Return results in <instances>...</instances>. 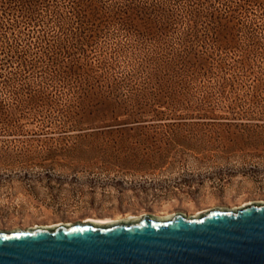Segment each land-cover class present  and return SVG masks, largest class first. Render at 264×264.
Here are the masks:
<instances>
[{
	"label": "rangeland",
	"instance_id": "374dc122",
	"mask_svg": "<svg viewBox=\"0 0 264 264\" xmlns=\"http://www.w3.org/2000/svg\"><path fill=\"white\" fill-rule=\"evenodd\" d=\"M200 1L205 11L241 2ZM172 2L165 0L164 6L179 12L184 2ZM248 10L254 24H264V0ZM251 25L234 30L235 53L247 55L245 64L232 63L231 49L220 66L210 63L205 74L187 78L185 85L175 81L163 106L146 105L138 121L121 113L117 122L106 119L73 130L22 119L19 131H0V229L145 212L193 213L264 199V54L245 53L252 46ZM255 41L264 48V25L255 29ZM124 61L118 56L100 70L103 90L117 82L112 96L118 98L126 94ZM141 72L138 68L134 82L142 81ZM6 89L0 88V97H8Z\"/></svg>",
	"mask_w": 264,
	"mask_h": 264
},
{
	"label": "trees",
	"instance_id": "16d2710c",
	"mask_svg": "<svg viewBox=\"0 0 264 264\" xmlns=\"http://www.w3.org/2000/svg\"><path fill=\"white\" fill-rule=\"evenodd\" d=\"M171 1L184 2L179 12H170L165 0H0V82L8 95L0 97V131H19L22 119L73 130L117 122L121 113L138 121L146 105L163 106L175 81L182 86L210 63L220 66L231 49L232 63L245 64L247 55L235 53L234 30L249 22L252 46L245 53L264 54L255 41L264 24H254L248 10L259 0L208 11L200 0ZM118 56L125 58L127 86L119 98L112 96L117 82L107 91L100 85V70ZM138 68L144 72L139 83Z\"/></svg>",
	"mask_w": 264,
	"mask_h": 264
},
{
	"label": "water",
	"instance_id": "95a60500",
	"mask_svg": "<svg viewBox=\"0 0 264 264\" xmlns=\"http://www.w3.org/2000/svg\"><path fill=\"white\" fill-rule=\"evenodd\" d=\"M0 264H264V199L0 229Z\"/></svg>",
	"mask_w": 264,
	"mask_h": 264
},
{
	"label": "bare ground",
	"instance_id": "6f19581e",
	"mask_svg": "<svg viewBox=\"0 0 264 264\" xmlns=\"http://www.w3.org/2000/svg\"><path fill=\"white\" fill-rule=\"evenodd\" d=\"M212 206H216V205H211L210 207H212ZM208 208V207H207ZM97 219H101V220H107V219H110L109 217H106V218H97ZM72 222V221H71ZM16 228H20V227H16ZM22 228H24V227H22ZM26 228V227H25Z\"/></svg>",
	"mask_w": 264,
	"mask_h": 264
}]
</instances>
